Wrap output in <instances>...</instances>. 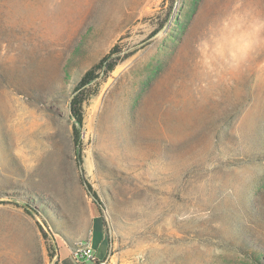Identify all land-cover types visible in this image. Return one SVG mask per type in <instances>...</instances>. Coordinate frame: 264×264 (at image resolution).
Listing matches in <instances>:
<instances>
[{
	"label": "rangeland",
	"instance_id": "rangeland-1",
	"mask_svg": "<svg viewBox=\"0 0 264 264\" xmlns=\"http://www.w3.org/2000/svg\"><path fill=\"white\" fill-rule=\"evenodd\" d=\"M80 240L264 264V0H0V264H87Z\"/></svg>",
	"mask_w": 264,
	"mask_h": 264
},
{
	"label": "trees",
	"instance_id": "trees-1",
	"mask_svg": "<svg viewBox=\"0 0 264 264\" xmlns=\"http://www.w3.org/2000/svg\"><path fill=\"white\" fill-rule=\"evenodd\" d=\"M110 56H111V52H108L106 55L102 56L97 63H95L89 69H87L85 73L82 75L79 82L77 83L75 90L81 91L84 86L89 84L92 80H94L97 77V74L100 70H102L105 73L111 71L114 68L115 63L112 60L106 62L110 58ZM80 91H78V93H75V95L72 97L70 101V113L75 121L73 125V141L76 149L78 163H81L79 127L81 126L83 120L82 104L86 99V97H84L83 95V92ZM85 184L88 191L91 192L96 197V194L92 191L91 185L87 182H85Z\"/></svg>",
	"mask_w": 264,
	"mask_h": 264
},
{
	"label": "built area",
	"instance_id": "built-area-1",
	"mask_svg": "<svg viewBox=\"0 0 264 264\" xmlns=\"http://www.w3.org/2000/svg\"><path fill=\"white\" fill-rule=\"evenodd\" d=\"M74 257L76 260L83 258L85 261L92 262L93 261V251L90 240L78 242V248L75 249Z\"/></svg>",
	"mask_w": 264,
	"mask_h": 264
},
{
	"label": "bare ground",
	"instance_id": "bare-ground-1",
	"mask_svg": "<svg viewBox=\"0 0 264 264\" xmlns=\"http://www.w3.org/2000/svg\"><path fill=\"white\" fill-rule=\"evenodd\" d=\"M6 139H7V138H6ZM3 141H4V140H3ZM6 141H7V143H6V144H7V148H8V149H11V147H12V146H11V142H9L8 140H6ZM76 248H78V243H77V247H76Z\"/></svg>",
	"mask_w": 264,
	"mask_h": 264
},
{
	"label": "flooded vegetation",
	"instance_id": "flooded-vegetation-1",
	"mask_svg": "<svg viewBox=\"0 0 264 264\" xmlns=\"http://www.w3.org/2000/svg\"><path fill=\"white\" fill-rule=\"evenodd\" d=\"M93 262H94V261H92V262H88V263H89V264H93ZM88 263H87V264H88Z\"/></svg>",
	"mask_w": 264,
	"mask_h": 264
},
{
	"label": "water",
	"instance_id": "water-1",
	"mask_svg": "<svg viewBox=\"0 0 264 264\" xmlns=\"http://www.w3.org/2000/svg\"><path fill=\"white\" fill-rule=\"evenodd\" d=\"M89 264V263H88Z\"/></svg>",
	"mask_w": 264,
	"mask_h": 264
}]
</instances>
